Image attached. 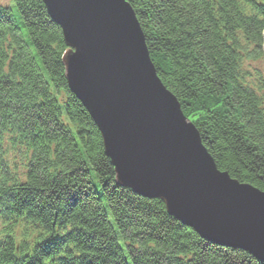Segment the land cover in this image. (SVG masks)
Returning a JSON list of instances; mask_svg holds the SVG:
<instances>
[{"label":"trees","instance_id":"obj_1","mask_svg":"<svg viewBox=\"0 0 264 264\" xmlns=\"http://www.w3.org/2000/svg\"><path fill=\"white\" fill-rule=\"evenodd\" d=\"M0 0V264H263L119 186L42 0ZM216 167L264 192V0H127ZM22 168V169H21Z\"/></svg>","mask_w":264,"mask_h":264},{"label":"water","instance_id":"obj_2","mask_svg":"<svg viewBox=\"0 0 264 264\" xmlns=\"http://www.w3.org/2000/svg\"><path fill=\"white\" fill-rule=\"evenodd\" d=\"M43 2L68 48V86L98 127L119 185L162 200L203 238L264 258V192L217 169L157 75L130 3Z\"/></svg>","mask_w":264,"mask_h":264},{"label":"rangeland","instance_id":"obj_3","mask_svg":"<svg viewBox=\"0 0 264 264\" xmlns=\"http://www.w3.org/2000/svg\"><path fill=\"white\" fill-rule=\"evenodd\" d=\"M8 1V0H7ZM2 3H5V1L3 0V2ZM186 117V116H185ZM92 118V117H91ZM187 118V117H186ZM93 120V119H92ZM95 123V122H94ZM193 124V123H192ZM194 125V124H193ZM200 135V134H199ZM201 138V137H200ZM201 143H202V140H201ZM203 144V143H202ZM103 146H104V143H103ZM220 171V170H219ZM220 172H222V171H220ZM116 181H117V179H116ZM117 183H118V181H117ZM242 184H244V183H242ZM249 185V184H248ZM251 186V185H250ZM253 187V186H252ZM257 189V188H256ZM133 191V190H132ZM139 195V194H138ZM142 196V195H141ZM144 197V196H143ZM147 198V197H146ZM151 199V198H150ZM160 201V200H159ZM161 202L165 205L166 203L165 202H163L162 200H161ZM165 208H166V205H165ZM166 211L168 212V210H167V208H166ZM168 214H169V212H168ZM172 216V215H171ZM177 219V218H176ZM179 220V219H178ZM180 221V223H182L183 225H185V223H183L181 220H179ZM186 226V225H185ZM188 227V226H187ZM206 240V239H205ZM207 241H209V240H207ZM210 243H214V242H212V241H209ZM215 244V243H214ZM217 245V244H216ZM223 247H226V246H223ZM227 248H232V249H236V250H238V251H243V252H248V253H250L257 261H259V262H261V263H263L264 264V258H262V257H260V256H258V255H254L253 253H251L250 251H248V250H244V249H240V248H238V247H227Z\"/></svg>","mask_w":264,"mask_h":264},{"label":"bare ground","instance_id":"obj_4","mask_svg":"<svg viewBox=\"0 0 264 264\" xmlns=\"http://www.w3.org/2000/svg\"><path fill=\"white\" fill-rule=\"evenodd\" d=\"M43 1V0H42ZM44 3V2H43ZM129 3V2H128ZM45 5V4H44ZM46 7V6H45ZM47 9V8H46ZM47 12H48V10H47ZM49 14V13H48ZM50 16V15H49ZM50 18L52 19V21L55 23V20L50 16ZM58 25V24H57ZM59 26V25H58ZM60 27V26H59ZM65 77H66V70H65ZM196 128V127H195ZM196 130H197V128H196ZM203 145V144H202ZM203 147L206 149V147L203 145ZM207 150V149H206ZM208 152V151H207ZM208 155L213 159V157L208 153ZM213 161H214V159H213ZM214 163H215V161H214ZM216 165V164H215ZM114 167V166H113ZM232 180H233V178H232ZM239 184H240V182H238ZM119 186H121V185H119ZM165 206V205H164ZM252 207H255V205H253ZM253 221H256L257 219H259L260 218V216H257V215H253ZM178 220V219H177ZM179 221V220H178ZM180 222V221H179ZM189 227V226H188ZM189 228H191V227H189ZM198 236H200L202 239H204L205 240V238H203L199 233H197L193 228H191ZM220 246V245H219Z\"/></svg>","mask_w":264,"mask_h":264}]
</instances>
